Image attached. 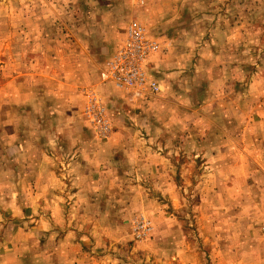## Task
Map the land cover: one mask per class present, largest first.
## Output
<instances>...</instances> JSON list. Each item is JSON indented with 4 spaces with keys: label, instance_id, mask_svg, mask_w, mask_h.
I'll return each mask as SVG.
<instances>
[{
    "label": "rangeland",
    "instance_id": "rangeland-1",
    "mask_svg": "<svg viewBox=\"0 0 264 264\" xmlns=\"http://www.w3.org/2000/svg\"><path fill=\"white\" fill-rule=\"evenodd\" d=\"M130 21L137 101L92 79ZM263 226L264 0H0V264H264Z\"/></svg>",
    "mask_w": 264,
    "mask_h": 264
},
{
    "label": "built area",
    "instance_id": "built-area-1",
    "mask_svg": "<svg viewBox=\"0 0 264 264\" xmlns=\"http://www.w3.org/2000/svg\"><path fill=\"white\" fill-rule=\"evenodd\" d=\"M158 52V43L146 36L144 26L138 21H130L124 39L106 61L103 71L105 81L124 91L131 100L157 95L160 86L149 80L147 67ZM91 107L92 110L96 109L95 101ZM95 118L101 122L98 113H95ZM102 129L108 130L109 126L103 125ZM144 231L145 225L142 223L135 229L137 238H141ZM262 231L264 234V226Z\"/></svg>",
    "mask_w": 264,
    "mask_h": 264
},
{
    "label": "crops",
    "instance_id": "crops-1",
    "mask_svg": "<svg viewBox=\"0 0 264 264\" xmlns=\"http://www.w3.org/2000/svg\"><path fill=\"white\" fill-rule=\"evenodd\" d=\"M94 78L97 82H100L104 85L107 84L102 71H100L99 75H93L92 79ZM111 140H114V137H112L110 141ZM93 150L94 149L92 145L89 144H84L81 149L79 148L77 150L73 168L74 174L75 172L78 173L80 170H86L84 172L88 174L92 172L91 170L95 169L98 174H101L102 172L106 173V169L107 171H109L108 169H118L117 162L119 161V156L115 155V152H111L110 154H104L99 152H93Z\"/></svg>",
    "mask_w": 264,
    "mask_h": 264
}]
</instances>
